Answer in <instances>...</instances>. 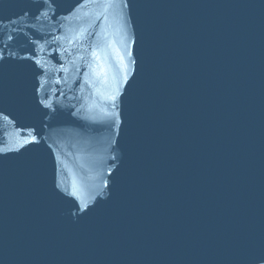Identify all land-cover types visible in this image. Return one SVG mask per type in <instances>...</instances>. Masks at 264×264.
I'll return each instance as SVG.
<instances>
[{"label": "water", "instance_id": "obj_1", "mask_svg": "<svg viewBox=\"0 0 264 264\" xmlns=\"http://www.w3.org/2000/svg\"><path fill=\"white\" fill-rule=\"evenodd\" d=\"M0 264H264V0H0Z\"/></svg>", "mask_w": 264, "mask_h": 264}]
</instances>
